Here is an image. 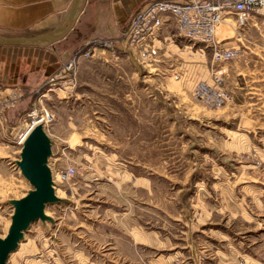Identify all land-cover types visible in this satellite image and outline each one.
Instances as JSON below:
<instances>
[{
  "label": "rangeland",
  "instance_id": "obj_1",
  "mask_svg": "<svg viewBox=\"0 0 264 264\" xmlns=\"http://www.w3.org/2000/svg\"><path fill=\"white\" fill-rule=\"evenodd\" d=\"M168 35L161 62L81 60L69 95L57 89L37 103L54 114L45 132L59 201L6 264H264V14L244 30L231 18L217 31L220 44L241 50L227 63L230 99L219 109L192 94L209 76L212 48L179 38L173 22ZM33 99L0 126V238L12 201L32 189L16 162L27 135L19 115ZM69 165L75 175L60 182ZM133 228L145 233L135 256ZM108 229L128 246L107 249Z\"/></svg>",
  "mask_w": 264,
  "mask_h": 264
},
{
  "label": "built area",
  "instance_id": "obj_2",
  "mask_svg": "<svg viewBox=\"0 0 264 264\" xmlns=\"http://www.w3.org/2000/svg\"><path fill=\"white\" fill-rule=\"evenodd\" d=\"M264 8V0H150L137 9L127 27L121 33L126 50L136 56L139 64L152 65L159 61L163 28L174 23L175 33L192 44L201 43L212 48L209 76L198 80L192 88L193 97L208 108H222L230 96L225 89L228 73L227 63L241 55L239 46L225 47L218 41L217 28L222 21L234 20L235 27L244 30L258 10ZM97 48L110 50L116 57L115 43L110 37H94L82 43L70 55L63 58L61 66L31 92L22 87L0 86V126L8 122L7 110L23 99L34 97L30 109L19 115L20 124L28 132L34 127V120H40L45 130L54 120V114L43 106L38 108L42 98H49L50 92L60 90L69 95L77 85V70L81 60L92 59ZM25 134V133H24ZM27 136V135H26ZM24 141V140H23ZM20 139L19 144L22 146ZM58 180L67 182L75 175L74 166L58 171ZM54 190L56 179L52 176Z\"/></svg>",
  "mask_w": 264,
  "mask_h": 264
},
{
  "label": "crops",
  "instance_id": "obj_3",
  "mask_svg": "<svg viewBox=\"0 0 264 264\" xmlns=\"http://www.w3.org/2000/svg\"><path fill=\"white\" fill-rule=\"evenodd\" d=\"M148 1L150 0H84L72 27L60 39L42 46L0 45V86H18L31 92L59 69L63 58L70 55L82 43L94 37L112 38L117 54L115 57L110 50L97 48L96 56L116 61L131 56L136 59L135 55L126 50L121 33L127 27L133 13ZM72 2L73 0H0V35L36 36L45 34L64 24ZM160 37L162 40L170 39L168 24L163 28ZM162 54L160 56H164L165 51ZM159 62H161V58H159ZM128 186L126 185V187ZM133 187L136 188L137 185ZM137 191L139 192V189L136 188V193H138ZM121 220L122 218H120ZM118 224L124 233L123 223ZM132 231L134 232L129 233L131 236L128 237V242L129 249L135 256L143 247L145 248L143 242L145 233L138 228H133ZM115 234L113 229L106 230L105 236L110 239L107 244L111 245L107 249L127 247V244L119 245V241H122L121 238L115 242L113 239ZM149 248H155V244ZM62 249L65 250V248ZM80 249L78 246L76 249L78 253ZM140 252L142 253V251Z\"/></svg>",
  "mask_w": 264,
  "mask_h": 264
},
{
  "label": "water",
  "instance_id": "obj_4",
  "mask_svg": "<svg viewBox=\"0 0 264 264\" xmlns=\"http://www.w3.org/2000/svg\"><path fill=\"white\" fill-rule=\"evenodd\" d=\"M83 2L84 0H73L63 25L36 36L0 35V45L42 46L60 39L72 27ZM51 154L50 139L43 126H34L25 137L20 160L16 162L32 189L24 197L12 201L14 211L11 224L6 236L0 238V264H6L9 255L16 250L32 222L39 219L50 220L45 214V208L59 201L48 166Z\"/></svg>",
  "mask_w": 264,
  "mask_h": 264
},
{
  "label": "bare ground",
  "instance_id": "obj_5",
  "mask_svg": "<svg viewBox=\"0 0 264 264\" xmlns=\"http://www.w3.org/2000/svg\"><path fill=\"white\" fill-rule=\"evenodd\" d=\"M258 12L260 13V14H264V8H260L259 10H258ZM226 21H222L220 24H219V26H218V28H217V31L219 30V27L223 24V23H225Z\"/></svg>",
  "mask_w": 264,
  "mask_h": 264
}]
</instances>
